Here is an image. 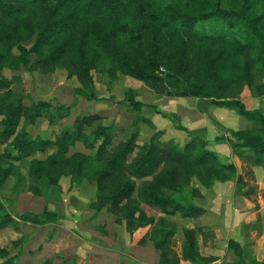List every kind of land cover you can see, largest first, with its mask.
I'll list each match as a JSON object with an SVG mask.
<instances>
[{
	"label": "rangeland",
	"instance_id": "1",
	"mask_svg": "<svg viewBox=\"0 0 264 264\" xmlns=\"http://www.w3.org/2000/svg\"><path fill=\"white\" fill-rule=\"evenodd\" d=\"M125 1V16H97L71 0H48L5 20L0 27V73L11 80V91L22 96L26 106L40 101L69 108V115L63 119L43 116L29 126L21 121L17 132L55 141L63 130L72 129L77 118L96 115L99 119L85 133L91 135L97 126L108 127L110 151L137 135L126 163L151 143L159 148L170 142L185 147L191 139L199 138L214 152L213 159L203 166L189 160V167L161 162L156 174L171 166L179 193H164L175 198L181 195L203 208L204 213L186 219L178 214L165 215L140 202L137 188L144 182L155 188V176L134 179L126 173L105 175L108 170L103 164L88 159L94 151L79 142L71 144L64 154L54 149L24 160L5 158L9 144L17 138L14 135L0 140V174L6 172L0 182V203L19 226L0 231V246L9 249V258L17 256L16 264H160V251L154 241L160 239L158 226L164 219L175 229L164 249L168 264L176 260L177 264H264V170L242 159L240 154L251 153L239 146L243 137L259 136L262 131L233 108L213 105L211 100L216 98L169 96L167 84L153 89L122 74L105 47L106 37L97 33L96 27L109 31L131 15L139 39L131 41L122 32L117 34L114 42L123 52L155 58L160 76L196 78L199 82L205 77H216L226 86L223 100L240 102L247 110L263 115L264 67L251 70L253 93L240 80L239 68L245 64V57L231 44L210 45L169 33L160 25V19H150L148 9L134 11L135 1ZM178 4L187 12L208 7L205 0H178ZM223 5L243 10L264 34V0H223ZM69 15L76 16L75 21L68 19L67 28L44 38L38 54H31L28 62L20 57L17 45L29 49L50 18ZM57 46L65 48V57L45 70L32 65ZM79 50L93 64L89 90L69 72L74 69V56ZM91 92L93 98L87 97ZM129 100L142 107L134 109ZM34 170L49 173L56 184L35 177L31 173ZM129 182L134 185V192L116 207L106 205L96 210L92 206L99 195L108 196ZM126 210L133 211L134 219L143 215L152 223L129 232L124 220ZM27 214L39 218L41 223L21 221L20 217ZM185 229L196 235L195 263L183 259ZM6 260L0 259V264Z\"/></svg>",
	"mask_w": 264,
	"mask_h": 264
},
{
	"label": "trees",
	"instance_id": "2",
	"mask_svg": "<svg viewBox=\"0 0 264 264\" xmlns=\"http://www.w3.org/2000/svg\"><path fill=\"white\" fill-rule=\"evenodd\" d=\"M48 0H0V27L4 25L5 20L11 16L25 13L27 10L35 8ZM79 3L81 8L93 15L104 14H124L128 9L125 0H71ZM136 7L134 11L146 8L150 19H160V25L169 33H177L189 39H194L199 43L213 44H231L234 50L245 57V64L240 70V80L254 93V82L251 78L253 67H264V34L258 28L254 21L241 9L228 8L223 5V0H205L208 7L197 12H187L178 4V0H134ZM133 8V9H134ZM76 17V16H74ZM69 15L59 19L50 18L38 31L34 44L26 49L17 45L20 57L26 62L29 61L31 54H38V48L44 44V38H51L53 33L61 32L62 28H67L68 19L75 21V18ZM133 19L129 15L123 23L112 27L109 31L96 27V32L106 37V48L109 50V56L112 62L122 74L135 80L142 81L153 89L167 84L169 92L167 95L175 97H195V98H216L211 103L216 106L227 105L242 116L245 120L258 126L262 131L261 135H249L243 137L240 147L246 148L251 154H240L242 159L251 162L254 166L261 167L264 170V115L260 111H249L240 102L223 100L226 98V86L216 77H205L202 82L196 78H182L175 75L160 76L156 73L158 62L153 57H142L141 55H128L123 52L114 42V37L122 32L131 41H137L139 35ZM12 41V37H6ZM67 54L62 46L55 47L47 56L37 58L32 64L35 67L45 70ZM74 69L70 70L77 77L78 82L85 88L91 89L90 70L93 68L92 61L82 55L79 50L77 56H74ZM11 80L5 78L0 73V140L5 141L16 135V139L9 144L8 150L3 155L12 160H24L31 156L46 154L56 149L64 154L68 151L71 144L81 143L84 148L90 152L94 151L93 156L88 159L94 163H101L105 166L107 173H126L134 179H143L155 176V188L151 183L144 182L137 188V198L140 202L157 208L165 215L178 214L182 218L193 219L200 217L204 209L193 204L190 200L181 195L173 197L165 194L179 193V187L176 179L169 168H162L158 174L156 170L161 162L165 164H176L178 167H189V160L196 166H203L207 160L213 159L215 154L207 148V143L199 138L191 139L185 147L178 144L168 143L163 148L151 143L145 146L131 162L126 163V159L135 148L136 134L132 135L126 142L120 143L113 151L109 150L111 145V136L108 127L97 126L91 135H87V130L98 116H84L77 118L72 124V129L63 130L55 141L35 137L30 138L24 131L17 132L21 121L25 126L33 125L40 117L63 119L69 115V108L64 106H52L48 102H34L30 106L23 103L22 96L11 91ZM87 97L93 98L91 92ZM130 106L139 110L142 105L129 100ZM17 132V133H16ZM170 170V171H169ZM37 178H45L52 184L49 173L34 170L31 172ZM6 172L0 174V182L5 179ZM99 185V184H98ZM100 188V186H99ZM160 191H158V189ZM134 185L129 182L117 187L108 196L99 195L92 206L100 210L106 205L110 208L116 207L121 201L134 192ZM124 210H122L123 212ZM48 218H51L48 217ZM23 222L39 224L40 219L30 214L20 217ZM127 229L133 232L139 225L152 223L151 219L140 215L134 219L133 211L124 212ZM136 222L137 225H136ZM18 228L19 222L8 215L0 203V231L7 227ZM174 227L164 219L159 221L158 232L159 240L154 241V246L160 251V264H168L166 250L168 248V237L173 234ZM184 243L182 246L183 259L191 263L197 260L196 235L193 231L184 230ZM238 249V248H237ZM238 252V251H237ZM8 248L0 246V259H7L2 264H16V258H9ZM173 264H177V260Z\"/></svg>",
	"mask_w": 264,
	"mask_h": 264
}]
</instances>
